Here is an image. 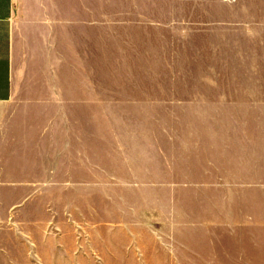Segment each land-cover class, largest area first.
Listing matches in <instances>:
<instances>
[{
	"label": "rangeland",
	"instance_id": "rangeland-1",
	"mask_svg": "<svg viewBox=\"0 0 264 264\" xmlns=\"http://www.w3.org/2000/svg\"><path fill=\"white\" fill-rule=\"evenodd\" d=\"M105 13L100 99L0 105V264H264V0Z\"/></svg>",
	"mask_w": 264,
	"mask_h": 264
},
{
	"label": "crops",
	"instance_id": "crops-1",
	"mask_svg": "<svg viewBox=\"0 0 264 264\" xmlns=\"http://www.w3.org/2000/svg\"><path fill=\"white\" fill-rule=\"evenodd\" d=\"M105 1L0 0V105L73 100L88 73L100 99Z\"/></svg>",
	"mask_w": 264,
	"mask_h": 264
}]
</instances>
